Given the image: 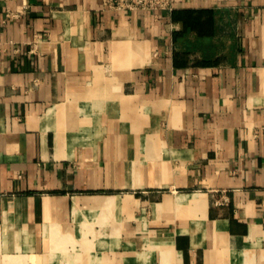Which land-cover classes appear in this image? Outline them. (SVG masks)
Returning <instances> with one entry per match:
<instances>
[{
  "label": "crops",
  "instance_id": "obj_1",
  "mask_svg": "<svg viewBox=\"0 0 264 264\" xmlns=\"http://www.w3.org/2000/svg\"><path fill=\"white\" fill-rule=\"evenodd\" d=\"M0 264H264V0H0Z\"/></svg>",
  "mask_w": 264,
  "mask_h": 264
},
{
  "label": "built area",
  "instance_id": "obj_2",
  "mask_svg": "<svg viewBox=\"0 0 264 264\" xmlns=\"http://www.w3.org/2000/svg\"><path fill=\"white\" fill-rule=\"evenodd\" d=\"M103 3L116 10H145L159 12L171 6V0H103Z\"/></svg>",
  "mask_w": 264,
  "mask_h": 264
},
{
  "label": "trees",
  "instance_id": "obj_3",
  "mask_svg": "<svg viewBox=\"0 0 264 264\" xmlns=\"http://www.w3.org/2000/svg\"><path fill=\"white\" fill-rule=\"evenodd\" d=\"M189 22H190L189 24H192V23L194 24V21H192V20H191V21H189Z\"/></svg>",
  "mask_w": 264,
  "mask_h": 264
}]
</instances>
